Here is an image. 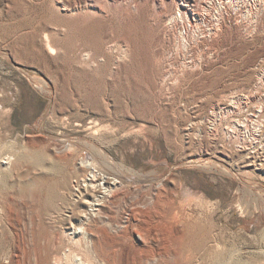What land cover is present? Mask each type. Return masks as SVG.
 <instances>
[{
    "label": "rangeland",
    "instance_id": "374dc122",
    "mask_svg": "<svg viewBox=\"0 0 264 264\" xmlns=\"http://www.w3.org/2000/svg\"><path fill=\"white\" fill-rule=\"evenodd\" d=\"M136 210L112 264H264V0H0V264Z\"/></svg>",
    "mask_w": 264,
    "mask_h": 264
},
{
    "label": "bare ground",
    "instance_id": "6f19581e",
    "mask_svg": "<svg viewBox=\"0 0 264 264\" xmlns=\"http://www.w3.org/2000/svg\"><path fill=\"white\" fill-rule=\"evenodd\" d=\"M74 188L75 190H77V192L81 190L80 185H75ZM116 189H117L116 186H115V189H113V187L110 188L108 197L116 198L117 196V193H115ZM102 207H105L103 203L100 204V207L97 210L98 212L96 213L97 215L101 213L100 208ZM94 217H96L95 214L81 215V217L78 219V222L81 224L80 229H83V232H87L95 236L96 239L92 240V247H91L92 251L96 254V257H98V259H100V261L104 262L105 264H112L111 261L115 260V256H114L115 254L113 252V248L115 245H117L116 243H118L121 239L125 238L129 241H134L135 234L132 229H134L133 227L135 224L141 231H144L143 226L140 224H137L143 221L144 219V216H142V212L140 210L134 211V216L128 217L126 218V220H122V221L119 220V222H116V225L114 226H117L120 229L118 236H113L112 233L109 231V229L104 225V223L101 221L95 220ZM134 217H139V218L137 219ZM108 222L114 223L115 221H113V219H110ZM144 228L145 230L148 229L146 227ZM141 231H140V235L142 236V238L144 240L147 239L148 235H143L144 234L143 232L141 234ZM59 241H60L59 236L54 235L51 240L52 252L50 254H49V251H50L49 247L46 246L45 248H42L45 251V255L42 256V264H49L50 260H52V262H54L55 264H63V263H66V264H96L94 263L93 257L91 256L92 251H89L86 248L82 249V247L80 248V245L78 243L71 242V241L66 246L60 247ZM143 246L144 245L140 244L139 248H137V251L140 254H145L147 252V249H145ZM55 250H58V251L54 252Z\"/></svg>",
    "mask_w": 264,
    "mask_h": 264
}]
</instances>
